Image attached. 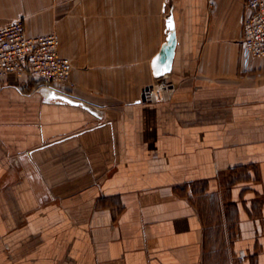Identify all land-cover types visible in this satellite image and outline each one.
Returning a JSON list of instances; mask_svg holds the SVG:
<instances>
[{
  "label": "crops",
  "instance_id": "0c3cea01",
  "mask_svg": "<svg viewBox=\"0 0 264 264\" xmlns=\"http://www.w3.org/2000/svg\"><path fill=\"white\" fill-rule=\"evenodd\" d=\"M243 13L0 0V26L59 35L74 85L0 78V264H264V57L244 63Z\"/></svg>",
  "mask_w": 264,
  "mask_h": 264
},
{
  "label": "built area",
  "instance_id": "2783aa9c",
  "mask_svg": "<svg viewBox=\"0 0 264 264\" xmlns=\"http://www.w3.org/2000/svg\"><path fill=\"white\" fill-rule=\"evenodd\" d=\"M242 56L245 65L255 57H264V0H244L242 18ZM59 35L55 32L30 37L22 18L0 26V78L27 76L36 89L62 95L73 88L71 62L59 54ZM148 94L158 95L153 87Z\"/></svg>",
  "mask_w": 264,
  "mask_h": 264
},
{
  "label": "water",
  "instance_id": "95a60500",
  "mask_svg": "<svg viewBox=\"0 0 264 264\" xmlns=\"http://www.w3.org/2000/svg\"><path fill=\"white\" fill-rule=\"evenodd\" d=\"M168 30L167 39L165 44L161 47L158 54L152 60V70L155 76H162L169 71V65L166 64V68H162V63L168 58L173 52L175 46V32L173 17L170 15L168 20Z\"/></svg>",
  "mask_w": 264,
  "mask_h": 264
},
{
  "label": "rangeland",
  "instance_id": "374dc122",
  "mask_svg": "<svg viewBox=\"0 0 264 264\" xmlns=\"http://www.w3.org/2000/svg\"><path fill=\"white\" fill-rule=\"evenodd\" d=\"M154 89H157V88H154Z\"/></svg>",
  "mask_w": 264,
  "mask_h": 264
}]
</instances>
